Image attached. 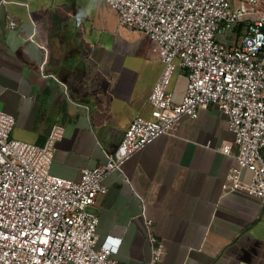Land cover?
Masks as SVG:
<instances>
[{
	"label": "crops",
	"instance_id": "1",
	"mask_svg": "<svg viewBox=\"0 0 264 264\" xmlns=\"http://www.w3.org/2000/svg\"><path fill=\"white\" fill-rule=\"evenodd\" d=\"M163 71L155 44L121 26L105 0H0V111L15 117L13 138L34 145H44L54 125L64 127L56 176L79 181L83 170L104 164L131 122L150 117ZM187 81L178 68L169 85L176 103ZM234 137L211 105L106 177L94 210L101 242L121 239L115 259L149 263L146 206L165 244L164 264H264V204L222 190L236 161L219 150Z\"/></svg>",
	"mask_w": 264,
	"mask_h": 264
},
{
	"label": "built area",
	"instance_id": "2",
	"mask_svg": "<svg viewBox=\"0 0 264 264\" xmlns=\"http://www.w3.org/2000/svg\"><path fill=\"white\" fill-rule=\"evenodd\" d=\"M121 26L155 44L164 71L149 96L150 117H136L108 160L82 171L79 181L51 173L65 129L54 125L42 146L13 138L15 117L0 111V264H126L115 259L121 239L98 235L97 198L106 177L185 116L216 105L234 141L220 152L235 158L222 185L264 204V0H105ZM11 29L16 22L9 20ZM187 71L180 103L169 85ZM237 151L233 153V147ZM244 172L250 178H243ZM143 217L151 246L148 264H164L165 244Z\"/></svg>",
	"mask_w": 264,
	"mask_h": 264
}]
</instances>
